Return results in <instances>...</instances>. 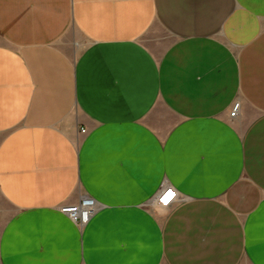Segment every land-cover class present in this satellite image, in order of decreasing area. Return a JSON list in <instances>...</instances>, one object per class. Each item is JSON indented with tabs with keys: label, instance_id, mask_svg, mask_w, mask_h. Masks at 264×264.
Returning <instances> with one entry per match:
<instances>
[{
	"label": "crops",
	"instance_id": "crops-1",
	"mask_svg": "<svg viewBox=\"0 0 264 264\" xmlns=\"http://www.w3.org/2000/svg\"><path fill=\"white\" fill-rule=\"evenodd\" d=\"M0 264H264V0H0Z\"/></svg>",
	"mask_w": 264,
	"mask_h": 264
},
{
	"label": "built area",
	"instance_id": "built-area-1",
	"mask_svg": "<svg viewBox=\"0 0 264 264\" xmlns=\"http://www.w3.org/2000/svg\"><path fill=\"white\" fill-rule=\"evenodd\" d=\"M239 104L236 103L232 106L231 111L229 113L230 119H235L238 114ZM84 133V130L81 131ZM176 197V192L170 188H166L162 190L159 196V205L161 207H166L172 202ZM94 200L83 197L76 205H68L61 207L60 213L69 218L73 223L78 225L79 227L85 226L90 218L94 215L96 211Z\"/></svg>",
	"mask_w": 264,
	"mask_h": 264
}]
</instances>
